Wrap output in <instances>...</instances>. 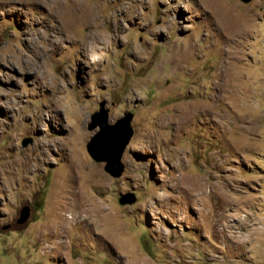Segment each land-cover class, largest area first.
<instances>
[{
    "label": "rangeland",
    "instance_id": "obj_1",
    "mask_svg": "<svg viewBox=\"0 0 264 264\" xmlns=\"http://www.w3.org/2000/svg\"><path fill=\"white\" fill-rule=\"evenodd\" d=\"M0 264H264V0H0Z\"/></svg>",
    "mask_w": 264,
    "mask_h": 264
},
{
    "label": "water",
    "instance_id": "obj_2",
    "mask_svg": "<svg viewBox=\"0 0 264 264\" xmlns=\"http://www.w3.org/2000/svg\"><path fill=\"white\" fill-rule=\"evenodd\" d=\"M241 1L247 3L251 0ZM132 118V114L126 112L115 124L109 125L107 123V110L104 109V103H100L99 111L92 115L88 124L89 130H94L96 127H99L100 130L87 143V152L93 161L104 164V171L112 178H120L124 171L121 159L133 135L130 125ZM30 142V139H25L22 145L26 146ZM135 201L136 196L133 192L121 195L119 198L121 205H132ZM28 216L29 209L24 207L20 212L18 223H25Z\"/></svg>",
    "mask_w": 264,
    "mask_h": 264
}]
</instances>
